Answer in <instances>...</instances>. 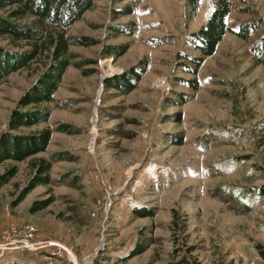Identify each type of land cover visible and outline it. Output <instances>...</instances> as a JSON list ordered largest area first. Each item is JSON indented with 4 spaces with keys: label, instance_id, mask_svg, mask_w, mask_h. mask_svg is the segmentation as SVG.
Returning a JSON list of instances; mask_svg holds the SVG:
<instances>
[{
    "label": "rangeland",
    "instance_id": "obj_1",
    "mask_svg": "<svg viewBox=\"0 0 264 264\" xmlns=\"http://www.w3.org/2000/svg\"><path fill=\"white\" fill-rule=\"evenodd\" d=\"M215 1L188 19L185 0H93L66 30L89 44L69 46L50 102L22 108L48 119L11 131L52 130L34 156L51 163L48 183L18 199L31 157L0 163V173L17 167L0 187V264H264V64L250 49L264 40V0H229L227 26L255 30L226 32L197 66L187 38ZM126 5L134 12L120 14ZM13 21L39 30L32 16ZM129 24L133 34L117 27ZM32 47L0 35V135L48 67V51L29 58ZM131 68L132 90L105 87Z\"/></svg>",
    "mask_w": 264,
    "mask_h": 264
},
{
    "label": "trees",
    "instance_id": "obj_2",
    "mask_svg": "<svg viewBox=\"0 0 264 264\" xmlns=\"http://www.w3.org/2000/svg\"><path fill=\"white\" fill-rule=\"evenodd\" d=\"M199 0H185L188 14L192 18L197 10ZM93 0H0V9L14 7L7 16L0 15V35H9L16 40L29 41L33 45L29 58L36 57L43 48L48 51L50 61L46 71L39 77L33 86L21 97L19 106L14 108L6 122L7 131L0 135V163L5 160L15 162L23 161L29 157V164L34 173L28 183L22 188L18 199L29 193L37 185L48 183V174L51 163L36 154L45 151L49 144L52 130L41 129L32 134H14L11 131L22 126H31L41 121H46L49 116L47 109L22 110L29 104L50 102L52 95L58 87V83L69 66V46L76 44H89L85 37H70L66 30L91 9ZM230 11L229 0H216L206 21L187 38L190 49L198 52V56L192 57L197 66L204 59L215 52L217 44L226 32H232L241 39H247L255 30L253 23H244L231 29L226 24V17ZM120 14L127 15L134 12L132 5H126L119 10ZM32 16L36 20V27L13 21L25 16ZM135 25L117 26L130 27L129 34L136 31ZM255 62L264 64V40L254 41L250 45ZM133 69L122 74L105 79V87H114L129 91L133 88ZM137 77V76H136ZM3 76L0 73V81ZM17 174V167L11 166L0 173V187L8 183ZM51 202V198L41 201H33L29 211L43 210ZM145 250L143 243L137 244L129 253V258L142 253ZM264 257V254H262ZM5 264H14L7 262Z\"/></svg>",
    "mask_w": 264,
    "mask_h": 264
},
{
    "label": "built area",
    "instance_id": "obj_3",
    "mask_svg": "<svg viewBox=\"0 0 264 264\" xmlns=\"http://www.w3.org/2000/svg\"><path fill=\"white\" fill-rule=\"evenodd\" d=\"M26 228H27L26 231H27L28 235H26L27 238L24 241H22L21 247L30 248L34 243L33 242H29L28 241V239H29L28 237L32 236L34 228L30 227V226H27ZM5 246L6 245L4 243L0 242V251L4 250L6 248ZM250 264H255V262L251 261Z\"/></svg>",
    "mask_w": 264,
    "mask_h": 264
}]
</instances>
